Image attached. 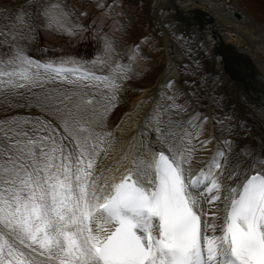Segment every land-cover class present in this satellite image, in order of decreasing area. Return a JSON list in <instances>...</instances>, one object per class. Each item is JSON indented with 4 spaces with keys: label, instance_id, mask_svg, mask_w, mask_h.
<instances>
[{
    "label": "snow or ice",
    "instance_id": "1",
    "mask_svg": "<svg viewBox=\"0 0 264 264\" xmlns=\"http://www.w3.org/2000/svg\"><path fill=\"white\" fill-rule=\"evenodd\" d=\"M33 5L49 28L73 27L62 0L16 6L8 19L19 31L0 30V49H9L0 52L9 66H0V88L43 87L69 73L117 87L112 77L27 56L16 38L34 26L25 10ZM60 104L61 123L29 117L0 129V264H36L37 253L46 264H264V146L226 138L210 161L195 160L197 114L165 94L145 114L150 141L109 181L99 170L102 135L77 139L69 127L80 125L82 105L69 95Z\"/></svg>",
    "mask_w": 264,
    "mask_h": 264
},
{
    "label": "bare ground",
    "instance_id": "2",
    "mask_svg": "<svg viewBox=\"0 0 264 264\" xmlns=\"http://www.w3.org/2000/svg\"><path fill=\"white\" fill-rule=\"evenodd\" d=\"M164 3L163 8L156 6L154 13L159 20L158 26L166 46L168 64L153 87L141 89L139 96L132 102H127L129 111L122 116L120 122L104 131L102 137L105 143L102 147L107 148V154H101L99 170L109 181L113 176L119 179L128 168L132 167V155L136 152V146L142 139L145 142L150 141L151 137L146 131L149 126L144 123L145 114L152 108L153 103L165 94L173 96L168 93L170 79L181 83L185 93L192 100L193 108L191 109L185 102L175 98L176 101L184 105L189 113L195 112L198 120L199 116L204 118L212 128L213 138H211L215 142L212 140L211 143L209 135L202 134L203 130L201 131V129H204V125L198 123V140L193 142L197 147L195 160L210 161L218 150L224 148L223 141L226 138H231L237 143L243 141L248 145L255 142L257 152L264 146L263 27H257L253 18L244 15L235 2L231 9L221 6L216 0H165ZM235 12L240 13V19L234 18ZM175 19L181 22L175 23ZM168 24L169 26H167ZM185 25L189 26V29ZM182 32L192 38L194 43L199 45V50L205 54L204 61L202 59L200 63L195 64L199 66L197 70L202 71V75L196 81V91L197 89L202 90L200 96L203 104L193 101L194 93L187 87V84L192 80L184 75L185 63L181 60L180 48L176 43L173 44V37ZM171 42L174 53H171L168 46ZM214 50L218 51L216 56L213 54ZM66 78L79 80L78 74L75 73H69ZM12 93L20 98L24 95L22 89L15 92L7 90L6 93H1L0 111L3 113H7L10 108L7 106L10 99L8 96H12ZM77 93L80 95H72L73 101L81 103L82 106L78 112H75L74 119L80 122L79 126L87 127L89 131L79 132L77 125H71L69 131L79 140H83L91 133L92 139L89 140V143H92L95 135L102 133L100 132L102 115L99 112L103 107L98 106L101 102L97 99V95L91 94L95 103L84 107L82 101L86 95L84 92ZM62 98L63 96L53 99L56 106L48 103L46 106L42 105L39 110L29 109L22 113H27L29 117L30 111L37 113L44 109L45 112L50 111L51 117L48 118L38 113L40 120L51 119L61 123L60 117L56 115L54 109L63 107L60 104ZM197 102L199 101L197 100ZM20 103H22V99ZM214 117H219L226 127V133L220 138L219 134H216L217 131L214 130L216 121H218ZM7 124L11 123L7 122ZM59 135L60 130L58 129L57 136ZM199 167L194 164L195 171H198ZM215 174L219 175V172L216 171ZM35 258L36 264H46L45 256L37 253Z\"/></svg>",
    "mask_w": 264,
    "mask_h": 264
},
{
    "label": "rangeland",
    "instance_id": "3",
    "mask_svg": "<svg viewBox=\"0 0 264 264\" xmlns=\"http://www.w3.org/2000/svg\"><path fill=\"white\" fill-rule=\"evenodd\" d=\"M164 1L62 0V3L73 14L70 17L73 27L69 31L49 28L42 17L36 16L35 5L26 8L25 10L34 17L32 21L34 26L30 32H25L26 38L17 37L16 44L23 49L27 56H32L45 64H62L64 68L81 67L82 70L88 72L111 76L117 79L115 82H117L116 88L118 89L109 88L96 81L88 82L75 79L76 83H70L69 81L74 79L46 80L43 87L22 89L25 96L22 95L21 98L15 96L14 93L12 96H8L10 99L7 106L10 107V111L8 110L7 113L0 111V129L7 128L10 125L7 122L11 123L13 120L36 118L38 113L49 118L51 117L50 111L45 112L44 109H41L43 112L37 111V113L30 111L29 117L27 113L24 115L22 112L29 109L39 110L42 105L46 106L48 103L56 106L53 103L54 98L65 95L72 96L77 92H84L86 95L84 99H93L90 94L97 95V99L101 102L98 104L104 109L99 112L102 115V117L100 116L101 135L111 126L118 124L122 116L129 111L127 102H132L139 96L141 89L153 87L168 64L166 46L158 26L159 20L154 13L156 6L161 8L165 6ZM216 1L229 9L233 3L231 0ZM234 1L244 15L253 18L255 25L262 26L264 29V0ZM0 4L9 6L6 9L0 8V30L18 32V27L8 19V16L13 13L16 6L26 4V0H0ZM179 21L175 19V23H180L181 21ZM186 27L189 29V26ZM172 40L173 44L176 43L180 48L181 60L185 63L184 75L192 80L187 84V87L194 93L193 101L203 104L200 96L202 90L197 89L196 91V81L202 75V71L197 70L199 66L195 64L200 63L202 59L204 61L205 54L199 50V45L194 43V40L184 32L175 35ZM106 42L111 45V50L106 47ZM172 42L168 46L171 53H174ZM8 51V48L0 49V52ZM0 66L9 69L6 63ZM193 66L195 67L193 68ZM168 86L170 95L185 102L191 109L193 108L192 100L185 93L179 81L170 79ZM7 90L0 88V95L6 93ZM21 99L22 103H20ZM1 103L0 101V106ZM214 118L218 120L214 130L217 131L216 134H219L220 138L226 133V127L219 117ZM197 121L204 125V129H201V131L203 130L202 134H208L210 139L212 128L209 127L208 122L201 116ZM212 138L211 143L212 140L215 142Z\"/></svg>",
    "mask_w": 264,
    "mask_h": 264
},
{
    "label": "water",
    "instance_id": "4",
    "mask_svg": "<svg viewBox=\"0 0 264 264\" xmlns=\"http://www.w3.org/2000/svg\"><path fill=\"white\" fill-rule=\"evenodd\" d=\"M235 17L239 19L240 15L238 13H235Z\"/></svg>",
    "mask_w": 264,
    "mask_h": 264
}]
</instances>
